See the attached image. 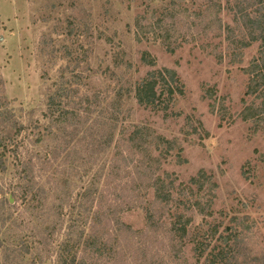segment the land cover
I'll use <instances>...</instances> for the list:
<instances>
[{
    "label": "rangeland",
    "instance_id": "374dc122",
    "mask_svg": "<svg viewBox=\"0 0 264 264\" xmlns=\"http://www.w3.org/2000/svg\"><path fill=\"white\" fill-rule=\"evenodd\" d=\"M254 2L0 0L11 108L46 125L48 96L62 84L63 107L84 121L54 158L45 138L47 175L70 184L71 202L84 188L105 197L106 185L121 196L105 231L122 252L94 263L264 264V81L251 71L263 49L249 36V20L264 11ZM164 69L176 74L172 97L161 85L160 105H139L136 86ZM97 133L111 134V145L97 149ZM158 192L169 200L158 203ZM186 220L184 239L172 241L170 225Z\"/></svg>",
    "mask_w": 264,
    "mask_h": 264
},
{
    "label": "trees",
    "instance_id": "16d2710c",
    "mask_svg": "<svg viewBox=\"0 0 264 264\" xmlns=\"http://www.w3.org/2000/svg\"><path fill=\"white\" fill-rule=\"evenodd\" d=\"M259 1L255 0L254 6L260 5L258 10L261 12L264 11V2ZM161 23L157 22L159 28ZM249 23L250 43L259 41L263 49V57L253 64L251 71L259 72L258 76L263 82L264 14L250 19ZM158 35L160 39L169 38L168 31L162 28ZM249 45L246 44V47ZM166 51L173 53L175 50L166 46ZM142 62L147 66L155 64L146 57ZM176 83L175 72L166 69L153 71L136 86L135 99L143 106L160 105L162 93L157 95L156 88L161 89V85H165L161 92L168 89V96L172 97L174 89L170 84ZM55 86L53 94L48 96L47 110L41 114L47 126L42 125L39 119L27 124L22 120V110L18 115L6 99L0 73V264H26L25 257L30 258L28 264H97L93 262L94 259L97 261L105 256L112 258L113 255L118 257L122 252L115 253L116 240L108 242L111 230L105 231L108 229L106 224L109 226L122 207L118 191H112L106 185V196L103 197L99 193L100 188H95L94 192L84 188L78 191L75 201L71 202L69 198L72 192L64 190L70 184L66 182L61 187L54 176L47 175L50 154L39 150L45 144V138L52 136L55 141L51 154L54 158L61 151L60 143L68 145L67 141L63 144L61 140L74 136L68 129L73 127L76 130L77 126L81 128L84 122L76 112L63 107L62 99L68 93L63 95L62 84ZM90 108L85 113H90ZM52 129L58 133L52 132ZM95 134L90 129L84 133L83 140L87 141L91 149L95 146L88 139L93 140ZM97 136L103 139L97 149L111 145V134L108 137L97 133ZM132 141L133 138L129 140ZM151 181V185H158L157 179ZM94 193L97 194L95 198H99L97 201ZM167 196L158 192L156 200L162 204L169 200ZM65 207L68 208L67 212H64ZM188 225V220L172 223L168 230L172 241L178 237L184 239Z\"/></svg>",
    "mask_w": 264,
    "mask_h": 264
}]
</instances>
